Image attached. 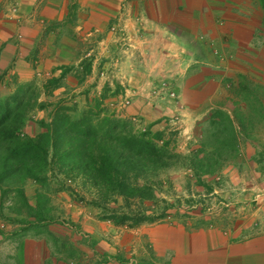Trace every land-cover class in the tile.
Masks as SVG:
<instances>
[{
	"label": "crops",
	"instance_id": "crops-1",
	"mask_svg": "<svg viewBox=\"0 0 264 264\" xmlns=\"http://www.w3.org/2000/svg\"><path fill=\"white\" fill-rule=\"evenodd\" d=\"M7 71L19 83L55 79V94L75 111L100 101L162 130L179 114L188 139L194 130L198 137L216 112L234 125L238 109L246 118L247 85L264 94V0H0V72ZM260 136L245 134L240 147L255 183ZM259 206L228 233L158 225L154 245L167 264H264ZM21 245L26 264H43L40 242Z\"/></svg>",
	"mask_w": 264,
	"mask_h": 264
},
{
	"label": "rangeland",
	"instance_id": "rangeland-1",
	"mask_svg": "<svg viewBox=\"0 0 264 264\" xmlns=\"http://www.w3.org/2000/svg\"><path fill=\"white\" fill-rule=\"evenodd\" d=\"M35 52L30 56L31 62L28 61L30 66H35ZM9 72H0V99L9 98L20 90H24L34 92L38 103L42 104L39 109L31 113L30 120L23 130L24 134L31 137L39 134L41 129L38 123L41 120L47 123L51 121L55 111L53 106L73 105L71 101L66 103L62 101L63 97L55 94L58 90L55 79L49 78L46 81L32 79L19 83L17 75H9ZM51 81L55 84L50 85ZM247 87L246 118L245 113L242 115V109H238L239 113H236L238 118L233 119L236 120V125L233 126L237 136L235 150L220 146L219 140L223 141L230 135L229 128H224L225 122L220 127H212L213 120L210 119L203 131L201 129L204 126L200 127L198 137L194 130L192 138L188 139L190 136L186 133V124L179 114L168 118L162 130V125L156 124L152 127L145 124L141 118L122 116V112L113 111L114 107L111 108L105 104L99 106L100 108L94 105L81 107L76 111L75 107L71 106L75 114L72 115L76 118L88 110H94L96 113L101 112V115L115 116L129 121L138 132H162L161 142H170V148L176 153L186 157L196 155L200 159L206 158V164L213 163L215 160L214 169L211 173H207L203 172L208 171L207 167H204L202 172L197 173L187 165L166 171L161 176L162 184L157 197L172 207L173 210L169 212L171 217L138 226H130L128 223L120 225L102 220L100 218L102 210L92 205L94 195L83 190L79 182H65L62 191H59L61 186L49 175L51 177L48 180L50 191L47 192L46 189L41 191L50 199L49 205L54 209V219L50 221L46 229L35 228L28 222L20 223V220L25 218L8 210V207L13 205L15 195L10 193L3 197L0 191V264H26V247L21 243L27 240L42 244V249L47 256L43 264H73L72 258L64 252L65 241L83 253L86 264H167L168 260L160 255L153 242V229L158 228V225H181L187 230L188 228L196 230L221 228L224 233H228V227L234 226L236 220L245 219L246 212H256L261 202L264 203V200H259L264 199V191L258 188L259 182L264 183V145L260 144L262 154H258L260 156L257 155L255 159L258 169L256 173L252 172L253 175L259 176L257 183L253 176L246 172L244 156L240 155L245 134L253 138L264 134V114L254 110V107H261L260 102H263L264 94L251 86L249 89ZM256 114L257 117H255ZM242 116L246 121L252 122L253 128L248 127L247 122L242 120ZM222 127L226 131H222ZM182 148H185V151H182ZM220 149L223 151L217 155L218 157L211 155ZM232 171L234 178L231 179ZM246 178L251 179L252 183L248 189H246ZM40 188L41 185L34 181L26 184L25 194L30 205L35 206ZM54 190L56 192H53ZM119 204H109V207L114 209ZM166 205L160 203L159 207L163 208ZM145 206V208L153 209L149 203ZM48 233L57 237H51ZM59 247H63L62 252L59 251ZM166 257L169 261L172 260Z\"/></svg>",
	"mask_w": 264,
	"mask_h": 264
},
{
	"label": "trees",
	"instance_id": "trees-1",
	"mask_svg": "<svg viewBox=\"0 0 264 264\" xmlns=\"http://www.w3.org/2000/svg\"><path fill=\"white\" fill-rule=\"evenodd\" d=\"M41 105L34 92L24 90L0 99V191L3 197L15 195L8 210L25 218L20 223L46 229L53 221L54 209L41 191H50L49 175L61 186L59 191L65 182H79L83 190L94 195L92 205L102 210V220L138 226L171 217L172 207L157 197L161 176L166 171L187 165L197 173L204 167L208 171L203 172L207 173L214 169L215 160L206 164V158L178 154L170 148V142H161L160 134L138 132L131 122L94 110L76 118L71 107L62 104L53 106L55 111L49 123L39 121V134L28 136L23 130L31 113ZM94 105L100 108L101 102L95 101L91 106ZM254 110L264 114L262 107ZM213 115L212 127L225 122L224 128L230 131L227 139L219 140L220 146L235 150L237 136L232 120L223 113ZM248 127L253 128L252 122ZM224 128L221 130L226 131ZM222 151L211 155L218 157ZM31 181L41 185L35 206L29 204L25 194V186ZM147 203L152 210L145 208ZM160 203L166 206L159 207ZM109 204L119 206L111 209ZM63 247L73 264H86L83 253L75 246L65 241ZM63 247H59L60 252Z\"/></svg>",
	"mask_w": 264,
	"mask_h": 264
},
{
	"label": "built area",
	"instance_id": "built-area-1",
	"mask_svg": "<svg viewBox=\"0 0 264 264\" xmlns=\"http://www.w3.org/2000/svg\"><path fill=\"white\" fill-rule=\"evenodd\" d=\"M129 105V101H126L125 103H124V107H126V106H128Z\"/></svg>",
	"mask_w": 264,
	"mask_h": 264
}]
</instances>
